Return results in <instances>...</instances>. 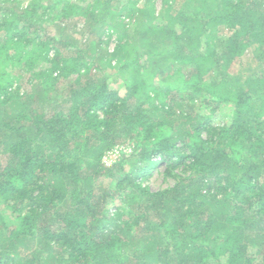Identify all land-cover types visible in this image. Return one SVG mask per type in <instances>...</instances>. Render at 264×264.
Masks as SVG:
<instances>
[{
	"label": "trees",
	"instance_id": "1",
	"mask_svg": "<svg viewBox=\"0 0 264 264\" xmlns=\"http://www.w3.org/2000/svg\"><path fill=\"white\" fill-rule=\"evenodd\" d=\"M1 3L0 197L20 222L7 226L0 206V264H264V0H184L165 14L164 29L152 11L145 35L164 33L170 44L145 45L144 36L148 52L136 54L127 42L117 45L119 88L90 77L89 60L81 63L93 34L106 23L116 27L111 0ZM135 5L129 0L122 10ZM77 18L90 29L84 42L65 44L40 26L65 28ZM221 32L228 39L216 41ZM203 55L227 80L213 89L202 72L191 85L189 70L171 80L162 67H199ZM40 58L45 69L34 70ZM12 62L33 70L28 83L43 86L45 96L48 83L74 79L64 97L70 110L43 114L24 103L14 80H1ZM160 69L167 75L157 80ZM198 82L203 88L186 92ZM2 107H14L15 116L6 119ZM127 137H137L139 148L104 164L103 154ZM160 164L174 184L154 191L143 182ZM249 230L257 233L254 246Z\"/></svg>",
	"mask_w": 264,
	"mask_h": 264
},
{
	"label": "rangeland",
	"instance_id": "2",
	"mask_svg": "<svg viewBox=\"0 0 264 264\" xmlns=\"http://www.w3.org/2000/svg\"><path fill=\"white\" fill-rule=\"evenodd\" d=\"M11 3H8L10 6L13 4H17V2H21L16 7L21 6L26 8L31 0H10ZM129 0H111V3L113 6H116L117 8L114 11L113 14H111L114 19L112 21V25L116 27H110L108 23H106L103 27L102 30H99L95 32L92 36V52L87 58H84L81 60V63L84 61H88L89 65L94 64L93 69H88L86 68V71L92 72L90 74V77L92 78H99V80H102L104 78H108L110 84L114 88H119L120 83H122V78H119V62L118 58L115 56V53H118L116 51L117 45L121 44L123 45L125 42L129 45L130 53L131 54H136L137 52H148L146 50L145 45L149 42H158L160 45H169L170 43L165 42V34L161 33L159 36L156 35H151V33H147V26H151L154 17H157L155 20L157 25H162L163 29L166 25L170 24V19L168 15H165L167 12L168 13H173L176 14L177 11L180 10V8L183 6L184 0H179L180 3L178 5H174L173 0H135L136 5L134 8L131 9H126L122 10V6L126 4V2ZM84 3V2H82ZM1 0H0V5H1ZM136 9V10H135ZM143 9V12H141ZM153 11L154 17L151 16V12ZM43 9L40 10V14H42ZM2 13V10H0V14ZM116 14V15H115ZM47 15H42V18H45ZM181 18V17H180ZM78 19V18H77ZM74 20L71 22L68 26L65 28H60L59 25H55L56 28L51 25L53 22L48 21L47 23L40 24V26H45V28L51 27L52 29H49L50 33H54L57 37H59L60 40H63L65 44H69L71 40L77 41V42H84L86 38L89 36L90 29L87 27L88 25L83 22V20L78 19ZM153 24V25H154ZM231 32H229V36ZM144 36H150L148 40L143 42V37ZM208 37V36H207ZM207 37H201L200 43L203 46V49L207 47L206 40ZM196 39V37H195ZM216 41H221V40H227V32H221L220 36L218 38H214ZM213 39V41H215ZM62 41V42H63ZM185 42L186 40L183 39ZM215 41V43H217ZM220 46V51H223L224 46ZM189 47H186L185 49H188ZM31 49V48H30ZM135 49V50H133ZM64 50V49H63ZM253 53H250L251 56L253 55H259L261 50L256 48L251 50ZM9 54H14L16 52L15 49H10L7 51ZM52 52L56 53V49L53 48ZM118 55V54H117ZM207 56V54H205ZM205 55L203 56H197L196 60L199 61V67L195 66L194 64L187 63L188 61L184 62H174L175 66L171 65L169 62H163L162 67L167 70L169 74L172 72L174 73L173 76L171 77V80L175 77V72L179 69L182 68L183 71L189 70L187 74H184V76L188 79L187 82L192 85V81L196 78L194 75H196L198 72L203 73V80L206 83V85L210 88L213 89L215 88L219 80H226L223 78V74H218L217 70H215V67H210V62L211 60L206 58ZM249 57H244L243 62H238L234 65L232 68L231 72L236 74L239 72V68L241 64L245 63L248 61ZM147 57L141 58L140 63L143 64V67H148V64L146 63ZM191 60V59H189ZM112 63V68H109L106 66L107 64ZM14 62L10 63L13 67L10 69L12 72L7 73L4 77L1 78V80L5 82H9L10 79H13L14 81L12 82V86L14 89L20 88L19 92L22 95V101L24 103H30L33 106H40L41 109H43V114L49 113L50 115L56 114V109L57 110H70V105L69 103L65 104L64 103V97H66L70 93V85L74 86L75 84L73 83L74 79L71 80H65L60 82H55L54 84L48 83L46 85L47 88H49L48 94L45 93L43 90V86H33L32 84L28 83L27 78L30 77V74L33 73V70L26 71L25 66L22 64V66H14ZM145 64V65H144ZM11 67V66H10ZM99 67V68H98ZM103 67V69H101ZM41 70L43 71L45 69V64L42 61V58L38 59L35 64H34V70ZM101 70V72H99ZM147 69H141V71H145ZM84 69L81 70L83 72ZM161 69L159 70V75L157 76V80H160L161 78L165 77ZM89 76V75H88ZM176 79V78H175ZM174 79V80H175ZM227 81V80H226ZM124 82V81H123ZM59 83H61L59 85ZM65 84V85H64ZM226 86V85H225ZM32 88V89H30ZM203 88L200 83H196L194 87H190L187 89L186 92L192 91L195 89H200ZM123 90V89H122ZM219 90L222 91V93L225 94L226 88L222 87L219 88ZM200 91L203 92V89ZM191 93V92H190ZM195 93L197 91L195 90ZM201 93V92H200ZM16 107V106H14ZM14 107L11 108H5L2 107L1 111L3 114H6L9 119H11L15 116L16 109ZM232 105H229L227 108H224V112H230L232 110ZM10 120V119H9ZM199 121V120H198ZM28 126H30V123H27ZM139 139L137 137H127L125 140L119 142L116 144L114 147L109 149L108 151L105 152L102 156V162L108 166H111L118 160L122 155H125L126 157H131L133 151L136 150V148H139ZM139 158H134L130 161V164L137 163ZM166 165L165 164H160L157 166L156 169H154L149 176L144 180L143 184H146L151 187L152 190H160L163 188H166L172 184H174L173 178H167L164 173V170ZM130 171V170H129ZM107 185L109 183L111 184V180L107 181ZM4 201L1 200L0 197V206L4 207V215L5 216V223L7 226L10 227H16L18 226L20 220L16 218L17 213L13 209V205L11 207L5 208V205L3 203ZM22 208V207H21ZM2 221L0 220V224ZM247 241L249 244L254 246L253 242H256L258 239L257 233L256 232H251L250 230L247 232ZM251 236V238L249 237Z\"/></svg>",
	"mask_w": 264,
	"mask_h": 264
}]
</instances>
